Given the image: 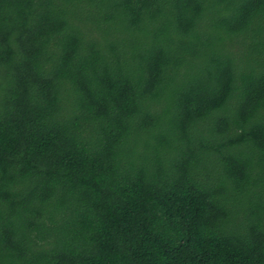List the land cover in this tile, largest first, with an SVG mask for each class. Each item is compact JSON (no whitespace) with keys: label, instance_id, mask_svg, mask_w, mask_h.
Returning a JSON list of instances; mask_svg holds the SVG:
<instances>
[{"label":"trees","instance_id":"1","mask_svg":"<svg viewBox=\"0 0 264 264\" xmlns=\"http://www.w3.org/2000/svg\"><path fill=\"white\" fill-rule=\"evenodd\" d=\"M0 264H264V0H0Z\"/></svg>","mask_w":264,"mask_h":264}]
</instances>
